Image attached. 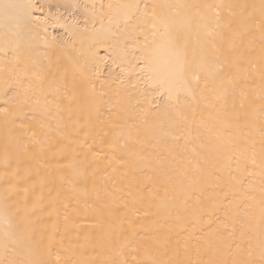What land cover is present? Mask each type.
<instances>
[{"label": "snow or ice", "instance_id": "1", "mask_svg": "<svg viewBox=\"0 0 264 264\" xmlns=\"http://www.w3.org/2000/svg\"><path fill=\"white\" fill-rule=\"evenodd\" d=\"M173 7L0 5L18 38L0 63V203L19 217L6 240L39 233L37 259L0 264H264V232L258 245L250 234L257 192L264 218V0L182 6L207 37L192 59L171 31ZM81 15L112 49L106 80L47 31L71 39ZM158 37L171 59L154 70ZM165 205L183 228L173 257L158 259L172 232L160 239L139 222ZM98 247L102 258H85Z\"/></svg>", "mask_w": 264, "mask_h": 264}, {"label": "bare ground", "instance_id": "2", "mask_svg": "<svg viewBox=\"0 0 264 264\" xmlns=\"http://www.w3.org/2000/svg\"><path fill=\"white\" fill-rule=\"evenodd\" d=\"M29 0H0V5L3 4H17L24 5L27 4ZM35 3H44V2H55V0H33ZM81 3L91 6L95 4L97 9L102 3H107V0H80ZM147 2H152V0H147ZM156 2L166 5H173L172 9L168 10V15L171 17V31L173 34H178L181 37V42H186V50L189 54V59L193 58V55L196 54L198 57V50L200 44L207 39V37L198 29L197 21L194 16V10L187 7H182L186 5H194L204 2L217 3L220 0H156ZM224 2H229V0H224ZM245 2L250 4H259V0H245ZM40 13L33 10V15H39ZM79 23L81 29L79 30L80 34L71 37L68 39V33L65 32L63 28L57 27L53 28L48 26L47 31L52 35L63 36L67 39V51L73 57L79 58L80 62L91 61L93 66L100 64L102 68L101 79H108V68L110 67V61L112 56V49L109 46V43L100 35L94 32L93 25L91 21L88 24V31H83L84 18L79 16ZM96 28L99 27V24L95 25ZM16 31V22L11 17H6L3 9H0V63H4L6 60L10 59L12 56L13 48L17 42V37L15 35ZM43 32V29L40 30ZM7 40V43H6ZM63 43V40H62ZM94 54V55H93ZM101 58H107L109 63L102 64ZM151 60L150 68L154 70L163 69L171 59V53L167 48L164 39L158 37V46L155 50L149 54L148 57ZM147 63V61H145ZM118 71V69H117ZM97 87H99L100 82L97 81ZM7 133L5 130L0 127V147H2ZM2 191V189H0ZM163 193H161L162 195ZM257 200L254 204L252 212V221H251V236L252 242L255 245H258L261 239V233L264 232V218H262V209L259 203V193L257 192ZM17 197H13L8 201V207L12 212H15L17 209ZM176 207L172 205H165L159 208L153 207L151 209L150 215L147 219L140 221L139 223L145 229H150L153 236H158L160 239L164 237L169 231L173 234V241L169 244V250L165 253L163 247H161L159 253H154V256L158 259H169L173 257L172 249L175 244V233L180 231L183 228V224L176 221ZM5 205L0 203V260H27V259H37L38 251L36 241L39 239V233L37 232L36 236L29 240L25 236L21 235L19 232L16 233L15 242H11V239L6 240V232L13 231L16 228V221L19 217H11L10 213H5ZM239 227V225H237ZM181 235L180 239H183ZM203 236V233H200ZM8 243L7 249L5 244ZM150 246H155L154 242L149 240ZM96 256L97 259L102 258V250L98 247L96 253H89L86 255V259H91L93 256ZM193 258L195 254L193 253Z\"/></svg>", "mask_w": 264, "mask_h": 264}]
</instances>
